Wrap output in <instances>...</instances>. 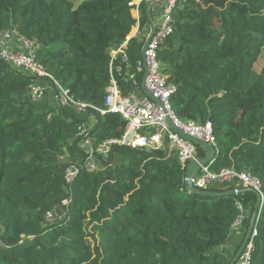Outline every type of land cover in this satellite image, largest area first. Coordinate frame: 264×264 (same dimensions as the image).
Listing matches in <instances>:
<instances>
[{
    "label": "trees",
    "instance_id": "1",
    "mask_svg": "<svg viewBox=\"0 0 264 264\" xmlns=\"http://www.w3.org/2000/svg\"><path fill=\"white\" fill-rule=\"evenodd\" d=\"M136 1L0 0V30L16 27L37 39L48 71L77 99L103 107L111 50L127 41L131 64L142 58L139 36L128 39L137 23L140 33L149 27L147 0L138 19ZM161 3L151 6L152 17ZM173 17L160 59L177 86L174 112L212 122L211 170H248L264 190V68H255L264 0H178ZM30 82L0 58V264H230L239 248H221L239 215L236 203L252 215L255 193L187 190L175 152L129 147L115 148L102 168L81 171L69 186L67 166L85 158L79 126L95 113L92 135L103 141L120 137L125 123L117 114L57 106L49 90L33 101ZM118 82L125 94L135 90L132 81ZM197 153L206 150L197 145ZM231 188L242 187L205 190ZM52 210L62 218L48 224ZM256 228L251 264H264V205Z\"/></svg>",
    "mask_w": 264,
    "mask_h": 264
},
{
    "label": "built area",
    "instance_id": "2",
    "mask_svg": "<svg viewBox=\"0 0 264 264\" xmlns=\"http://www.w3.org/2000/svg\"><path fill=\"white\" fill-rule=\"evenodd\" d=\"M139 1L141 0L136 1L135 9L137 10H139ZM177 1L166 0L157 21H154L155 32L146 52L134 65L131 64L127 53V41L111 50V81L107 88L103 107L77 99L48 71L40 59L41 44L37 39L23 35L16 27L0 30V58L14 70L30 78L31 100H42L49 90L53 92L57 106H70L79 113L90 109L101 114L113 113L121 116L125 123L120 137L108 138L103 141H97L92 135V129L96 122L95 113L92 114L89 123L79 126L78 145L83 150L85 158L67 166L65 181L69 186L73 184L81 171L95 172L102 168L117 147L165 150L167 154L175 152L180 163L187 169L191 161L199 160L202 157L198 156L197 144L173 131L170 121L187 135L204 140L216 147L217 139L211 121L200 123L194 120H183L172 108L171 97L177 91V86L169 81V75L160 59V50L166 39L173 33V11ZM137 25L139 29V24L137 23ZM150 32V25L143 33H140L139 30L138 36L143 45ZM118 77L132 81L135 90L125 94L118 82ZM143 81L145 89L150 95H147L144 89L143 92L139 91L138 83L141 82L142 85ZM190 182L199 190L209 187L226 189L231 185L242 188L251 187L261 195L260 213L264 205L262 181L248 170L228 167L216 172L205 165L199 172L193 174ZM68 202L69 199L63 201L65 205ZM236 204L239 215L232 224V232H245L247 231V222L252 216L251 211H248L242 202ZM60 218L62 215L57 210L48 211L46 214L48 224ZM255 235H257L256 225L235 264H251Z\"/></svg>",
    "mask_w": 264,
    "mask_h": 264
},
{
    "label": "water",
    "instance_id": "3",
    "mask_svg": "<svg viewBox=\"0 0 264 264\" xmlns=\"http://www.w3.org/2000/svg\"><path fill=\"white\" fill-rule=\"evenodd\" d=\"M162 1H165V0H147L146 12H147V16H148L151 32H150V35L147 38L145 44L142 47V54L143 55L145 54L147 46H148V44L150 42V39H151L152 35L155 32V22H154V20H153V18L151 16V12H150L151 6L153 4H155V3L162 2ZM130 38H132V36ZM142 87L145 90L146 94L150 95V93L148 91H146V89H145L144 81L142 82ZM170 123L172 125L171 129L173 131L179 133L181 136L185 137L186 139H189V140L193 141L195 144L201 145L207 152L204 157L200 158L199 160L191 161L188 164L187 169H186V179H185L187 190L197 191V192H199V193H201L203 195H208V196H211V197L218 196V195H223V194L235 195V194H239V193H242V192H245V191L253 192L257 196L256 205H255L254 211L252 213V216H251V219H250V224H249L246 236L244 238V241L241 244V246L239 247V249L236 252V254L234 255V257L230 261V264H235L236 261L238 260V258L240 257L242 251L244 250L245 246L247 245V243H248V241H249V239L251 237V234L253 232V229H254V227L256 225V222L259 219V215H260L259 211H260V206H261V195H260V193L258 191L254 190L251 187L242 188V189L241 188H231V189H227V190H224V191H221V192L210 191V190H199V189L195 188L190 182L191 177L193 176V174L199 172L201 170L202 166L208 165L213 160V158L215 156V153H216V147H214L212 144H210V143H208V142H206L204 140H201V139H198V138H194V137H191V136L187 135L182 130H179L178 128H176L175 125L171 121H170Z\"/></svg>",
    "mask_w": 264,
    "mask_h": 264
},
{
    "label": "crops",
    "instance_id": "4",
    "mask_svg": "<svg viewBox=\"0 0 264 264\" xmlns=\"http://www.w3.org/2000/svg\"><path fill=\"white\" fill-rule=\"evenodd\" d=\"M162 3H161V5H162ZM157 12H159V11H157ZM133 15L138 19L140 17V11L135 9ZM139 34L140 33H139L138 25H137V26H135V30L131 36L135 37V36H138ZM131 36H128V38L130 39ZM241 202L244 204V202L242 200H241ZM244 205L246 206L248 211H251V208L249 205H247L246 203ZM248 227H249V225L247 224V230H248ZM246 233H247V231H245V232H243V231L232 232L228 242L221 249L224 252H228V253H231L234 250L238 249L241 246V244L243 243L244 238L246 236Z\"/></svg>",
    "mask_w": 264,
    "mask_h": 264
},
{
    "label": "rangeland",
    "instance_id": "5",
    "mask_svg": "<svg viewBox=\"0 0 264 264\" xmlns=\"http://www.w3.org/2000/svg\"><path fill=\"white\" fill-rule=\"evenodd\" d=\"M139 2H140V1H139ZM139 2H138V3H139ZM158 3L160 4L161 2H158ZM165 3H166V0L163 1L162 5H160V10H159V12H157L155 15H153L152 18H153L154 21H157V18L159 17V15H160V13H161V11H162V9H163ZM134 10H135V9H133V13H134ZM131 35H132V34H130L129 36H131ZM255 68H256L257 71H261V70L264 68V47H263L262 52H261V54H260V56H259V58H258V60H257V62H256V64H255ZM142 89H143V88H142Z\"/></svg>",
    "mask_w": 264,
    "mask_h": 264
}]
</instances>
